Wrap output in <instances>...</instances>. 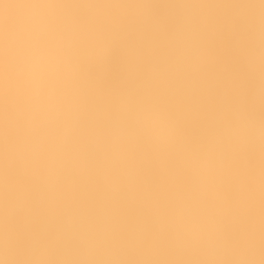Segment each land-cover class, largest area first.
<instances>
[{
    "label": "snow or ice",
    "instance_id": "1",
    "mask_svg": "<svg viewBox=\"0 0 264 264\" xmlns=\"http://www.w3.org/2000/svg\"><path fill=\"white\" fill-rule=\"evenodd\" d=\"M0 264H264V0H0Z\"/></svg>",
    "mask_w": 264,
    "mask_h": 264
}]
</instances>
